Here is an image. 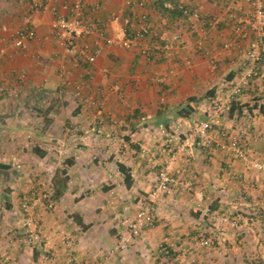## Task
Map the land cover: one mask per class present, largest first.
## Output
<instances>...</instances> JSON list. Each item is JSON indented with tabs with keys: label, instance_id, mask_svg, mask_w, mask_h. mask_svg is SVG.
<instances>
[{
	"label": "crops",
	"instance_id": "obj_1",
	"mask_svg": "<svg viewBox=\"0 0 264 264\" xmlns=\"http://www.w3.org/2000/svg\"><path fill=\"white\" fill-rule=\"evenodd\" d=\"M175 1L205 16L222 18L203 40L214 66L195 46L199 32L184 27L185 46L172 58L148 60L137 49L104 46L94 64L76 66L51 37L53 16L48 11L34 13L36 35L26 51L10 50L3 58L0 79L4 77L16 87L0 97V164L6 167L0 168V253L10 258L0 259V264H68V245L76 263L100 260L116 242L117 219L133 213L136 202L147 197L157 176V164L166 159L159 152L164 132L176 124L187 129L192 120L212 116L210 98L224 81L244 71L246 60L241 51L222 45L234 37L233 24L225 16L226 5L232 2L242 16L249 0ZM29 2L0 0V25L20 27ZM150 2L157 11L147 8V18L161 32L180 29L177 17L160 11L158 0ZM97 3L99 9L93 10ZM113 11L124 15L140 12L128 8L125 0H87L86 13L92 22L103 25ZM118 28L111 23L105 32L114 35ZM0 36L6 34L0 31ZM246 42L242 40V45ZM186 59L192 61L191 66L184 64ZM260 65L264 71V60ZM61 66L71 73L67 82L59 75ZM168 68L174 72L166 74ZM20 74L24 76L21 82ZM156 74L164 75L162 83L154 80ZM79 78L84 79L83 99L72 92ZM189 107L193 112L183 111ZM115 119L120 125L113 124ZM219 119L232 132L246 126L250 134L263 132L264 79L253 78ZM76 126L79 130L74 132ZM141 146L149 153L142 154ZM62 149L66 152L63 155L59 153ZM250 152L264 160V135L252 142ZM174 167L185 169L184 179L208 196L203 204L208 211L198 208L193 190L178 188L171 195H160L155 202L156 224L105 264H155L164 241L178 256L174 264H224L215 260L217 253L241 251L237 247L239 235L252 231L246 227L247 219L254 223L264 217V177L221 150L208 154L199 146L194 148L193 157H178ZM50 174L53 178L48 183ZM46 186L51 187L54 206L36 209L45 239L42 247L33 248L26 244L19 227L20 201ZM125 207H129L128 212ZM223 211L238 217L237 230L219 224L215 214ZM255 214L258 217L252 216ZM219 230L222 235L217 233L220 239L212 247L195 245L200 232L212 235Z\"/></svg>",
	"mask_w": 264,
	"mask_h": 264
},
{
	"label": "built area",
	"instance_id": "obj_2",
	"mask_svg": "<svg viewBox=\"0 0 264 264\" xmlns=\"http://www.w3.org/2000/svg\"><path fill=\"white\" fill-rule=\"evenodd\" d=\"M128 8L132 11L140 10L136 15H124L121 12L113 11L103 25L90 21L86 13L87 0H30L29 9L23 15V23L18 28H11L6 24L0 25V31L6 36H0V64L5 56L10 55V50L25 52L28 42L35 38L37 22L34 19L35 12L48 11L52 14L50 35L59 45L70 54L74 65L84 63L91 66L102 53L104 46H113L119 49H137L146 59L154 58L169 59L182 50L185 40L181 29L196 30L199 37L195 46L201 49L204 56H207L212 66L215 65L209 49L203 47V40L209 28L220 24L222 18L215 15L205 16L198 9L178 3L180 12L176 18V23L180 29L172 33L161 32L155 23L147 18V8L157 11L156 5H152L150 0H125ZM249 8L242 16L238 15L229 2L225 7V16L233 24V39L223 43L224 49H237L241 51L246 60L244 71L230 80H226L217 89L214 96L210 98V110L212 116L205 120H192L190 127L183 129L176 124L170 131L164 132V139L159 148V152L166 156L163 162H158L159 169L154 183L145 199H140L134 205V212L120 216L116 232V242L107 248L100 256L101 259L92 264H105L109 258L129 248V246L142 235L148 228L156 224V199L160 195H171L178 188L194 191L196 194V205L199 209H205L203 204L208 200V196L202 190L193 189V183L184 179L185 169L175 168L174 163L180 156L191 158L194 156V148L199 146L203 151L211 154L214 150H221L233 158L239 160L243 165L249 167L254 172L264 176V160L254 157L251 152V144L263 138L261 133L250 134L248 126L232 132L228 127L220 124V115L227 112L231 105L240 99L249 88L251 80L264 79V71L261 68V61L264 60V0H249ZM100 4H95L93 10H98ZM163 10H174L171 0H162ZM142 10V11H141ZM136 17V20L134 19ZM119 25L118 31L114 35H108L105 28L109 24ZM242 40H247L242 45ZM186 66H191L192 61L186 59ZM173 68H168L166 74H172ZM59 75L66 82L70 78V71L65 66L59 68ZM23 74L19 75V82L23 80ZM154 80L157 83L164 81V75L156 74ZM84 79L79 78L73 85V94L77 98L83 99L82 86ZM15 84L8 82L4 77L0 79V97L11 94L15 89ZM122 96V95H121ZM88 104L94 102L84 99ZM121 121L115 119L114 125H120ZM76 126L73 131L77 132ZM101 132L100 129L97 130ZM65 149V148H64ZM64 149L59 150L64 154ZM142 154H148L149 150L145 146L140 147ZM155 152L152 153L154 156ZM155 157V156H154ZM52 174L48 177L51 183ZM112 179V175H109ZM113 181V179H112ZM50 186L40 190L31 198L24 196L20 201V211L22 219L20 229L26 244L33 248L43 246L44 234L41 227L40 218L36 216V209H52L54 206L53 192ZM129 207H125L128 212ZM215 218L221 226L237 230L240 227L239 219L236 215L228 212H218ZM222 232L212 231V235H205L204 232L195 238V245L198 247L210 248L214 245L216 236ZM1 249V245H0ZM160 256L155 264H174L178 256H174L172 245L164 241L160 245ZM73 248L68 245V264H75L72 255ZM0 259L9 261L0 253ZM82 264V263H76Z\"/></svg>",
	"mask_w": 264,
	"mask_h": 264
},
{
	"label": "rangeland",
	"instance_id": "obj_3",
	"mask_svg": "<svg viewBox=\"0 0 264 264\" xmlns=\"http://www.w3.org/2000/svg\"><path fill=\"white\" fill-rule=\"evenodd\" d=\"M244 214L248 215V213ZM256 214L252 216L255 217ZM246 225V227L252 228V231L249 233L242 232L239 235L241 242H237V247L241 251L236 252L234 255H228L223 250L216 254L215 260H220L224 264H228V259L233 261L231 264H264V217H258L257 220H254V223L247 219ZM191 264L195 263L191 262Z\"/></svg>",
	"mask_w": 264,
	"mask_h": 264
},
{
	"label": "trees",
	"instance_id": "obj_4",
	"mask_svg": "<svg viewBox=\"0 0 264 264\" xmlns=\"http://www.w3.org/2000/svg\"><path fill=\"white\" fill-rule=\"evenodd\" d=\"M174 4V10L168 11L167 10H163V8L161 7L162 5V0H158V5H159V10L162 11L163 13H169L171 15V17H177L179 16L180 12L178 11L177 5L178 2L175 0H171ZM195 99L193 98H189V101H194ZM186 108L183 109V111L185 112H193L192 108H188V110H185ZM233 110V109H232ZM43 153L38 152V155L41 156ZM0 168H6L4 165L0 164Z\"/></svg>",
	"mask_w": 264,
	"mask_h": 264
}]
</instances>
